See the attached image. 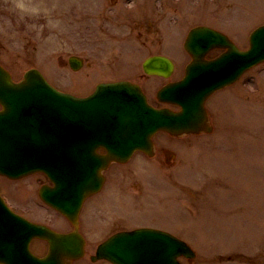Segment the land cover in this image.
I'll use <instances>...</instances> for the list:
<instances>
[{"label":"rangeland","instance_id":"374dc122","mask_svg":"<svg viewBox=\"0 0 264 264\" xmlns=\"http://www.w3.org/2000/svg\"><path fill=\"white\" fill-rule=\"evenodd\" d=\"M224 1L212 0L215 9L204 0H0V63L17 81L37 68L60 90L78 96L100 81L131 79L156 102L157 90L167 80L143 73L149 55L165 50L175 59V79L189 60L183 44L191 27L215 19L227 22L228 34L247 48L251 30L264 23V0ZM141 21L147 22L138 27ZM73 55L86 60L78 72L68 63ZM262 67L207 102L212 134L182 140L156 136V142L168 140L177 147L167 143L178 151L175 164L161 160L159 167L154 159L138 154L125 167L118 166L128 171L115 183L119 203L101 209V201L112 194L105 191L84 204L81 219L90 240L88 254L95 253L92 246L101 244L105 229L117 227L108 221L130 230L153 221L192 244L197 256L191 264H264V73L257 81ZM119 181L142 186L144 199L135 200ZM45 182L41 175L18 181L0 177V191L19 213L66 229L67 222L38 196ZM182 185L187 187L180 193ZM199 186L205 198L198 206L188 205L194 200L190 195L198 200L203 194ZM88 257L77 264H93Z\"/></svg>","mask_w":264,"mask_h":264},{"label":"water","instance_id":"95a60500","mask_svg":"<svg viewBox=\"0 0 264 264\" xmlns=\"http://www.w3.org/2000/svg\"><path fill=\"white\" fill-rule=\"evenodd\" d=\"M251 40V50L242 52L208 28L190 32L186 48L193 63L182 82L166 86L159 95L179 103L181 113L154 110L140 88L128 82L101 84L92 97L83 99L57 91L36 70L29 71L24 81L16 84L0 66V103L4 107L0 111V173L20 178L43 171L55 181L64 180L63 188L58 189L59 198L46 189L41 195L68 213L77 227L80 201L93 191L85 190L93 181L100 185V171L111 161L124 162L136 149L150 153L151 137L161 129L175 135L210 131L205 124L206 97L264 60V26L253 33ZM218 45L227 47L228 52L217 60L206 61V53ZM70 62L74 69L82 65L76 58ZM144 69L149 74L169 76L173 66L166 58L154 57L146 61ZM100 146L108 150L107 155L95 153ZM67 199L70 205L64 207L62 201ZM149 234L113 237L96 258H107L116 264H164L168 256L174 259L181 253L190 254L183 243L166 234L153 238L160 239L167 257L158 256L152 262L135 247L143 236L151 238ZM34 237L50 242L47 257L39 259L30 253L29 243ZM83 245L77 232L57 234L31 224L12 213L0 198V263L71 264L83 256Z\"/></svg>","mask_w":264,"mask_h":264},{"label":"flooded vegetation","instance_id":"af4514ba","mask_svg":"<svg viewBox=\"0 0 264 264\" xmlns=\"http://www.w3.org/2000/svg\"><path fill=\"white\" fill-rule=\"evenodd\" d=\"M159 151H160V154L167 152L166 148L163 146L159 148Z\"/></svg>","mask_w":264,"mask_h":264}]
</instances>
